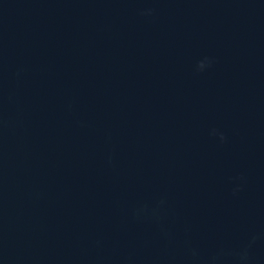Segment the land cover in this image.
I'll use <instances>...</instances> for the list:
<instances>
[{"label": "water", "instance_id": "95a60500", "mask_svg": "<svg viewBox=\"0 0 264 264\" xmlns=\"http://www.w3.org/2000/svg\"><path fill=\"white\" fill-rule=\"evenodd\" d=\"M162 195L170 244L131 219ZM253 232L264 0H0V264H182L186 236Z\"/></svg>", "mask_w": 264, "mask_h": 264}, {"label": "clouds", "instance_id": "9594fccd", "mask_svg": "<svg viewBox=\"0 0 264 264\" xmlns=\"http://www.w3.org/2000/svg\"><path fill=\"white\" fill-rule=\"evenodd\" d=\"M154 9H143L140 12L142 16H152ZM213 64V59L204 57L199 60L196 65L197 73L204 72ZM211 135L218 137L221 144L227 142L225 133L218 129H212ZM111 163V157H109ZM246 183V178L241 175L233 178V196L238 195ZM131 219L137 223H152L154 224L161 238L167 243H172L175 240V234L169 227V209L166 196H161L154 204H139L131 211ZM187 233V229L185 230ZM264 242V234L253 232L249 234L246 240L235 247L219 246L207 253H203L201 249L193 243L189 237L183 240V248L185 255L182 257V264H258V259L255 256V249Z\"/></svg>", "mask_w": 264, "mask_h": 264}]
</instances>
